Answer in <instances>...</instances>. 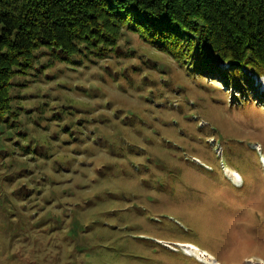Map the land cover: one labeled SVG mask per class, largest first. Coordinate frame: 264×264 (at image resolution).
Here are the masks:
<instances>
[{
  "label": "rangeland",
  "instance_id": "374dc122",
  "mask_svg": "<svg viewBox=\"0 0 264 264\" xmlns=\"http://www.w3.org/2000/svg\"><path fill=\"white\" fill-rule=\"evenodd\" d=\"M36 55L0 114V264L264 263L263 77L239 92L128 29Z\"/></svg>",
  "mask_w": 264,
  "mask_h": 264
},
{
  "label": "trees",
  "instance_id": "16d2710c",
  "mask_svg": "<svg viewBox=\"0 0 264 264\" xmlns=\"http://www.w3.org/2000/svg\"><path fill=\"white\" fill-rule=\"evenodd\" d=\"M124 29L239 92L264 78V0H0V114L38 49L107 57Z\"/></svg>",
  "mask_w": 264,
  "mask_h": 264
},
{
  "label": "bare ground",
  "instance_id": "6f19581e",
  "mask_svg": "<svg viewBox=\"0 0 264 264\" xmlns=\"http://www.w3.org/2000/svg\"><path fill=\"white\" fill-rule=\"evenodd\" d=\"M226 174L229 177H231L233 179V182H235L236 184L241 183V176L238 173H234L230 170H227ZM184 246H186L184 249L186 254L196 256L202 262L212 263L214 261L213 257L210 256V253H208L207 251L201 250L197 245L184 244Z\"/></svg>",
  "mask_w": 264,
  "mask_h": 264
}]
</instances>
